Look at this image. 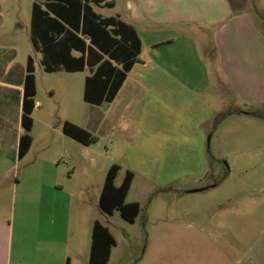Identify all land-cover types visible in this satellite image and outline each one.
Returning <instances> with one entry per match:
<instances>
[{"label": "crops", "instance_id": "0c3cea01", "mask_svg": "<svg viewBox=\"0 0 264 264\" xmlns=\"http://www.w3.org/2000/svg\"><path fill=\"white\" fill-rule=\"evenodd\" d=\"M33 1L27 35L33 54L23 53V62L19 59V45H11L9 40H6V45L1 43L3 38L11 34L8 25L11 10L4 4L5 0H0V264H72L68 243L70 231L73 227L75 232V224L79 220L74 219V203L71 198L68 199V190L62 179H59L56 160L36 158L23 166L20 178H16L15 174L10 178L9 174L16 164L29 155L33 144L32 137L28 152L19 158V140L25 133L21 115L28 58L33 60L34 76L37 62L45 73L86 72L81 84L85 121L81 124L63 117L61 123L69 121L92 135L94 131L88 125L97 123V127L107 134L118 131L134 136L138 133L142 142H163L167 144L164 147L177 151L176 166L191 168L188 171H174L171 178L196 176L189 177L196 184L192 187L195 189L184 193H201L220 183L215 180L211 169L206 170V164L209 165L204 151L209 145V133L217 114L231 105L236 106V110L242 107V111L246 110L243 112L264 111V75L259 73L260 68L255 63L264 53V34L253 14L256 6L253 4L254 9L251 10L250 0L89 1L93 14L99 19H111L121 24L120 29L116 25H109L106 30L110 35L100 37L94 28L95 16L88 13L76 30L81 32L84 27L93 32L104 51L91 44L88 35L77 33L85 40L86 47L84 51L71 49L70 55L73 58L82 57L83 64L80 66L78 62L68 59L66 62L68 67L80 69L71 71L59 64L55 71L47 72L42 64L43 54L35 49L31 40ZM39 3L43 10H47L48 0H40ZM49 15L53 16L52 12ZM15 17L12 19L14 22ZM66 28L71 29L69 25ZM114 29L120 32L114 34ZM110 38L119 42L112 45ZM130 38L140 42V50L135 58L130 49ZM241 41L243 46L246 45L245 61L235 54L238 51L236 42ZM250 45H253L252 51ZM88 46L92 49L89 50ZM131 59H135V62L110 102L94 104L84 100L86 78L103 62L108 61L111 66L121 70ZM220 73L225 78H221ZM227 76L231 77L229 87L232 91L236 88L235 98L227 88ZM35 85L33 125L34 113L42 107L36 99V77ZM11 114L13 125L3 120H10ZM45 126H50L49 121L45 122ZM196 167L201 168V172H196ZM127 170L131 171L126 169L125 172ZM118 173L114 181L116 186L122 183H116ZM132 174L126 202H138L127 200L134 180ZM242 182L249 187L250 183L264 184V178L256 181L252 177H243ZM246 194L243 198L249 207L243 214L242 228L246 232L254 229L257 235L247 258L239 264H264V195ZM8 196L13 197L14 202L19 198L24 210V216H20L16 222L14 219L10 222L8 215L3 214V200L8 199ZM60 196L67 201L59 203ZM251 204L258 206V213H253ZM59 210L64 220L61 226L58 221ZM89 253L90 246L88 263Z\"/></svg>", "mask_w": 264, "mask_h": 264}, {"label": "rangeland", "instance_id": "374dc122", "mask_svg": "<svg viewBox=\"0 0 264 264\" xmlns=\"http://www.w3.org/2000/svg\"><path fill=\"white\" fill-rule=\"evenodd\" d=\"M250 1L251 10L254 9L253 4L256 6L253 14L264 34V0ZM4 4L11 10L8 16L11 19L8 24L11 34L3 38L1 43L6 45V40H9L11 45H19V59L24 62L23 53L33 54L27 37L32 0H5ZM252 46L249 48L251 51ZM235 47L238 48L235 54L245 61L246 45L243 46L241 41L236 42ZM255 63L260 68L259 73L264 75V53ZM85 73H45L37 62L36 99L42 107L34 113L35 122L30 132L33 144L29 155L9 173L10 178L13 174L20 178L23 166L30 161L36 158L56 160L59 179H62L68 190V199L71 198L74 203V219L79 220L75 224V232L73 227L70 231L68 243L72 264H89L88 252L94 220L107 227L116 242L111 248L107 264L243 262L241 260L247 258L248 250L257 235L254 229L246 232L242 228L243 214L249 207L243 197L248 192L264 195V184L250 183L248 187L242 178L252 177L256 181L264 178V119L249 117L243 114L246 110L242 111V107L236 110L234 105L219 112L217 116L233 111L211 128L209 145L204 151L209 165L206 164V170L211 169L215 180L220 183L208 191L186 194L184 191L195 189L192 187L196 185L189 177L196 176L171 178L172 172L183 169L188 171L191 168L176 166L177 151L164 147L167 144L163 142H142L138 133L134 136L118 131L107 134L97 127V123L88 125L97 137V141L89 146L62 133L63 117L81 124L85 121L81 89ZM219 76L225 78L224 74L220 73ZM227 77L228 88L231 77ZM229 89L235 98L236 88L233 91ZM12 116L10 120H3L13 125ZM47 121L49 127L45 126ZM9 138L10 135L8 141ZM112 164L121 166L117 184L122 181L126 169L134 173L127 200L138 201L140 212L133 223L124 220L118 210L110 215L98 206L99 193ZM196 169L194 171L201 172V168ZM19 200L16 198L14 202L10 196L6 202L3 200V214L8 215L10 222L13 219L16 222L20 216H24ZM65 201L67 199L62 196L58 198L59 203ZM250 207L253 213H258L256 204ZM58 221L59 226L64 223L60 210ZM62 239L65 240V237L62 236Z\"/></svg>", "mask_w": 264, "mask_h": 264}, {"label": "trees", "instance_id": "16d2710c", "mask_svg": "<svg viewBox=\"0 0 264 264\" xmlns=\"http://www.w3.org/2000/svg\"><path fill=\"white\" fill-rule=\"evenodd\" d=\"M40 0H34L31 16V40L35 49H38L43 54L42 64L44 70L52 72L57 69L59 64L65 66L66 69L77 71L80 68L68 67V60H74L83 64V58H73L70 55L71 49H80L84 51L86 47L85 40L77 35L81 33L89 36L91 44L104 51L99 43V39L93 32L82 28L81 32L77 31L79 22L84 21L86 16L91 14L94 19V28L100 37L109 36L106 27L116 25L121 27V24L114 23L111 19H99L93 14L89 6V1L99 3L102 0H48L46 9L43 10ZM84 1V2H82ZM52 12L53 16L49 15ZM82 16V17H81ZM75 18V19H74ZM75 20V23L73 22ZM69 25L71 29L66 28ZM119 29H114V34L120 32ZM73 31H76L74 33ZM112 45L119 41L110 38ZM40 45V46H39ZM88 49L92 48L88 46ZM130 49L135 58L140 50V42L136 38H130ZM135 59L128 61L121 70L111 66L110 62H103L96 71L86 78L84 100L89 103L101 104L102 102H110L117 93L121 83L125 79L126 73L130 70ZM110 70V71H109ZM36 94L35 76L33 60L28 58L26 75L23 84V100H22V115L21 124L25 133L19 140L18 156L22 158L29 150L32 143L30 134L33 127L32 112L34 108V96ZM235 111V110H234ZM226 111L219 114L214 122L213 127L222 121L227 113ZM253 117L264 119V111L245 112ZM62 131L65 135L71 137L79 143L89 145L97 140V137L82 129L81 127L69 122L62 123ZM120 166L113 164L107 171L102 190L98 199L99 208L106 214H112L114 210H118L120 216L127 222L133 223L140 212V204L138 202H126V195L129 191L133 174L127 170L125 172L122 183L116 186L114 181ZM115 239L109 229L103 226L98 220L93 224L91 234V245L89 253V264H107L111 248L115 246ZM67 264H69L67 262Z\"/></svg>", "mask_w": 264, "mask_h": 264}, {"label": "water", "instance_id": "95a60500", "mask_svg": "<svg viewBox=\"0 0 264 264\" xmlns=\"http://www.w3.org/2000/svg\"><path fill=\"white\" fill-rule=\"evenodd\" d=\"M192 191H200V190H192Z\"/></svg>", "mask_w": 264, "mask_h": 264}]
</instances>
